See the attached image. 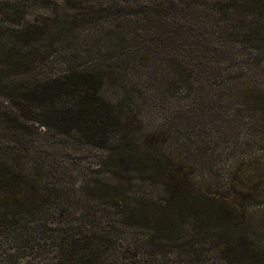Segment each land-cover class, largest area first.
I'll return each instance as SVG.
<instances>
[{"label": "trees", "instance_id": "obj_1", "mask_svg": "<svg viewBox=\"0 0 264 264\" xmlns=\"http://www.w3.org/2000/svg\"><path fill=\"white\" fill-rule=\"evenodd\" d=\"M0 264H264V0H0Z\"/></svg>", "mask_w": 264, "mask_h": 264}, {"label": "rangeland", "instance_id": "obj_2", "mask_svg": "<svg viewBox=\"0 0 264 264\" xmlns=\"http://www.w3.org/2000/svg\"><path fill=\"white\" fill-rule=\"evenodd\" d=\"M82 39V38H81ZM82 42V47H84L85 48V46H87V45H89V41L88 42H85V41H81ZM81 48V47H80ZM79 48V49H80ZM80 52H82V51H80ZM149 122V121H148ZM151 122V121H150ZM181 138H182V136H180ZM172 146V145H171ZM171 146L169 147V149H168V151L170 150V151H172L173 153L175 152L174 150H173V147L171 148ZM214 146V145H213ZM171 148V149H170ZM86 153V152H85ZM171 153V152H170ZM83 154V153H82ZM84 155V154H83ZM80 156H82V155H80ZM184 156H185V162H186V166H189V168L191 169V168H193V164L192 163H189V161H191V156H188V155H186L185 153H184ZM219 158V153H218V156L216 155L215 157H214V159L212 160V164H214V165H217V163L219 162L217 159ZM209 163H210V158H209ZM196 171V170H195Z\"/></svg>", "mask_w": 264, "mask_h": 264}]
</instances>
